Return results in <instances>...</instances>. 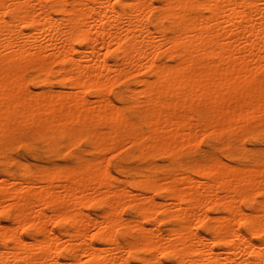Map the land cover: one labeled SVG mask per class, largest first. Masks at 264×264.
Wrapping results in <instances>:
<instances>
[{
	"label": "bare ground",
	"instance_id": "6f19581e",
	"mask_svg": "<svg viewBox=\"0 0 264 264\" xmlns=\"http://www.w3.org/2000/svg\"><path fill=\"white\" fill-rule=\"evenodd\" d=\"M0 264H264V0H0Z\"/></svg>",
	"mask_w": 264,
	"mask_h": 264
}]
</instances>
